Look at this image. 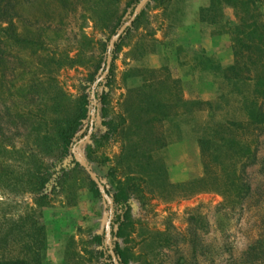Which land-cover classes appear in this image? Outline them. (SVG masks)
<instances>
[{
	"label": "rangeland",
	"instance_id": "1",
	"mask_svg": "<svg viewBox=\"0 0 264 264\" xmlns=\"http://www.w3.org/2000/svg\"><path fill=\"white\" fill-rule=\"evenodd\" d=\"M210 2L150 0L139 19L116 39L102 77L109 42L132 13L130 0H25L17 5L13 29L30 41L19 48L8 40L5 85L23 97L12 94L7 103L24 106V98L35 101L34 92L48 97L57 85L64 93L62 103L71 105L89 94L91 77H105L101 116L119 123L115 133L96 136L79 150V160L105 185L99 188L101 197H93L92 179L80 164L69 166L60 184L45 188L48 197L43 205L27 189L0 185V222L9 227L34 214L44 224L43 264H106L107 250L116 244L121 250L117 263L126 257L127 264H264V119L258 125L246 116L254 81L234 84L223 76L234 60L230 26L238 21L240 8L219 1L215 22L202 21L201 10ZM261 2L254 7L264 20ZM247 67L243 75H253ZM153 69L158 71L151 73ZM158 76L176 79L180 97L198 99V107L182 110L179 105L169 118L140 129L123 122L138 87ZM257 101L264 113V96ZM52 104L50 99L35 101L31 120L53 117ZM94 115L89 106L80 132L87 131ZM6 119L4 132L20 133L10 137L17 149L22 148L18 157L24 163L29 153L35 154L32 160L47 165L57 159L58 147L44 150L34 142L33 130L14 127ZM220 137L228 139L223 148L230 158L226 168L203 158L198 143L201 138ZM12 156L16 157L5 154L9 166L28 165ZM208 170L229 176L238 189L227 197L212 190ZM199 178L204 179L195 183ZM118 182H129L133 188L128 209L120 212L123 230L117 236L114 227L112 234L104 235Z\"/></svg>",
	"mask_w": 264,
	"mask_h": 264
},
{
	"label": "trees",
	"instance_id": "2",
	"mask_svg": "<svg viewBox=\"0 0 264 264\" xmlns=\"http://www.w3.org/2000/svg\"><path fill=\"white\" fill-rule=\"evenodd\" d=\"M138 1L130 0V13ZM219 1L221 4L223 2L236 9L240 8L241 11L238 15V21L230 26L234 60L231 65L223 69V76L226 79L234 80V84H237L239 81H254L251 98L247 100L249 102L248 107L246 106V116L250 123L259 125L264 119V113L257 101L258 97L264 96V20L259 17V13L254 7L256 1L259 0H211L210 5L201 10L202 21L215 22L217 13L215 9ZM21 2H25V0H0V100L2 101V109L0 111V185H6L11 190L27 189L29 192L34 193L36 202L39 205H43V202L48 197L47 193H44L45 188H50V186H53V183L60 184L66 175L65 170L72 164H79L74 158V153L79 156V150L96 136L104 138L115 133L119 123H114L111 119L105 121L101 116L106 103V95L101 91V85L107 79L105 77L102 79L91 77L92 86L89 94L81 95L71 105L62 103L61 96L64 93L57 85L53 86L51 91H48V97L44 92L32 93L37 95L35 101L47 99L53 101L52 111L55 115L49 119L38 118L37 120H31V117L35 114L31 109L35 101L31 97H27L28 99L24 98L27 102H25L24 106L21 105V107H17L14 101L10 104L7 103L8 96L12 97V94H16L12 93L9 87H6L4 81L8 64L7 56L9 54L7 47L8 40L12 39L19 48L25 47L22 45V42L30 41L23 39L13 29L12 20L18 16L16 7ZM261 3L264 4V2ZM106 12L108 10L103 11L101 15H105ZM142 13L143 10L141 9L135 17L134 22L139 19ZM209 13L212 15L208 17L206 14ZM117 43L118 41L114 42V50L117 47ZM114 50L112 47L109 50L110 54ZM15 58L16 62H19L21 59L18 56ZM69 58V61H75L74 58ZM61 64L62 60H59L58 65ZM248 64L249 70H254L255 72L253 75H243ZM16 66L20 67L19 65ZM215 67L218 68L217 66ZM157 71L153 69L150 72ZM178 90L180 91L177 80L170 79L167 76H158L151 83L144 82L137 89L138 97L134 101L135 103L131 108L126 109L128 117L124 118L123 122L130 121L136 129H140L143 124L148 123L150 125L152 122L169 118L175 112L174 108L179 105L183 108L182 110L198 107L200 102L198 99H182L178 94ZM53 91L54 93L52 94ZM16 95L23 97L18 93ZM89 106H92L93 111H95V117L88 122L87 131L80 132L82 120L87 117ZM42 116H45L44 113ZM5 117L7 118V122H5L14 127L20 124L21 126L26 125L30 130H33L34 142H39L44 150L58 147L60 151L57 159L51 162L50 165H47L39 159L32 160L31 158H34L35 154L29 153V156L26 157L28 165L25 167L22 165H13L15 168L12 165L9 166L5 157L7 152L15 154L16 157L12 156V158L16 162L20 161L21 164L24 163L25 159L22 156L18 157L19 154H23V150L22 148L17 149L12 142V138L20 135V133L8 134L4 132L2 120H5ZM8 129L9 127L6 128L7 131ZM11 135L14 136L10 137ZM150 140H156V138ZM227 142L228 139L225 137H220L218 141L211 138L199 139L198 143L202 157L206 160L208 159V162L219 166L222 164L223 168H226L224 165L229 162L227 159L230 158L228 155L226 156L223 148ZM51 168L52 170H50ZM205 168H207V164ZM206 174H208L206 177L211 179L210 183L214 186L211 189L224 197H227L232 189V191H235L239 187V184L236 185L232 181L230 182L229 176L223 177L221 174L209 170ZM203 179L199 178L194 180V182L198 183ZM128 183H116V191L112 195V210L109 214L110 225L106 227L104 235L112 234L114 227L117 230L113 234L117 236L121 235L123 219L120 212L121 210L128 209V196L133 191V188ZM188 184H191V182ZM90 190L93 197L99 198L102 196L99 187L92 180H90ZM105 191L109 193L107 189ZM106 201L108 200L106 199ZM6 223L4 220L0 222V264H43L46 248V232L45 226L39 218L34 216V214H30L26 217H20V220L18 219L15 223L12 222L13 224L9 227L6 226ZM108 251L105 263L114 264L113 258ZM112 251L115 257L121 256V250L117 244L114 245ZM118 264H127V258L122 257L118 260Z\"/></svg>",
	"mask_w": 264,
	"mask_h": 264
},
{
	"label": "water",
	"instance_id": "3",
	"mask_svg": "<svg viewBox=\"0 0 264 264\" xmlns=\"http://www.w3.org/2000/svg\"><path fill=\"white\" fill-rule=\"evenodd\" d=\"M148 0H139L136 5L134 6V9L129 17V19L124 23L122 24L119 29L116 31L115 35L112 37V39L110 40L109 42V46H108V49L110 50L111 47L113 46L114 42L116 41V39L118 37H120L122 35V33L124 32V30L132 24V22L134 21L135 17L137 16V14L139 13V11L142 9V7L145 5V3L147 2ZM110 61H111V55H110V52L108 51V54H107V59H106V67H105V71L103 73L102 76H104V74L107 73L108 71V68H109V65H110ZM92 118H93V115H92ZM91 118V120H92ZM74 151V150H73ZM74 158L79 161V164L86 170V172L90 175L91 179L98 185V187L100 188V190H103V186L101 184V182L99 181V179L96 177V175L92 172V170L89 168V166L87 165V163H85L84 161H81L79 160V156L74 153ZM110 208H109V212H111L112 210V205L111 203L109 204ZM108 224H109V220H108ZM107 224V225H108ZM111 252V256L113 258V261L115 264H118L117 261H116V258L114 256V253L112 252V250H110Z\"/></svg>",
	"mask_w": 264,
	"mask_h": 264
}]
</instances>
